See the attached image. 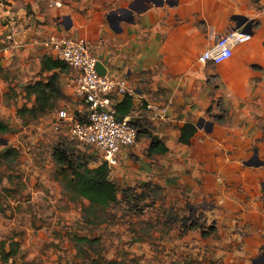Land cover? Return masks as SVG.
<instances>
[{
    "label": "crops",
    "instance_id": "crops-1",
    "mask_svg": "<svg viewBox=\"0 0 264 264\" xmlns=\"http://www.w3.org/2000/svg\"><path fill=\"white\" fill-rule=\"evenodd\" d=\"M55 1L62 5L57 7ZM239 16L252 24L251 40L237 44L232 57L222 63H200L205 49L236 31ZM50 34L85 40L106 69L125 78L133 95H118L116 104L130 96L133 105L128 115L147 124L150 135L169 148L158 155L161 165L205 156L208 178L219 183L233 179L240 184L235 194L254 195L255 205L242 208V220L251 227L248 238L260 251L264 246V202H258L264 195V0H0V113L11 112L7 100L11 89L26 97V85L43 80L41 74L49 77L42 60L56 56L42 40ZM65 80L74 83V75ZM61 87L64 91L67 86L62 82ZM70 90L76 94L74 85ZM148 101L167 106V117L153 119ZM209 109L215 115L222 110L226 116L213 120L207 117ZM187 123L197 126L191 146L179 141ZM139 145L151 157L158 154L150 152L151 137L134 147ZM120 160L127 163L126 151Z\"/></svg>",
    "mask_w": 264,
    "mask_h": 264
},
{
    "label": "rangeland",
    "instance_id": "rangeland-1",
    "mask_svg": "<svg viewBox=\"0 0 264 264\" xmlns=\"http://www.w3.org/2000/svg\"><path fill=\"white\" fill-rule=\"evenodd\" d=\"M58 72L60 85L64 82L69 89L57 93L50 112L37 118L31 112L17 113L25 104L31 107L35 98L11 89V112L0 113L10 128L0 135V242L6 240L7 247L18 242L10 262L253 264L254 257L264 254V246L256 251L248 238L251 227L242 220V208L255 205L254 195L235 194L240 184L233 179L219 183L208 178L205 156L161 165L159 154L151 157L140 145L126 148L127 163L120 160L111 173L118 200L105 207L91 206L67 187L64 166L96 168L105 158L77 140L70 124L61 121V111L79 118L86 107L71 92L74 83L65 80L74 69ZM47 75L41 74L42 79ZM218 111L215 115L209 109L207 117L225 118V112ZM136 125L137 143L150 139L149 126L139 121ZM8 149L9 155L3 156ZM56 152L63 153L67 165L58 163ZM258 202H264V195Z\"/></svg>",
    "mask_w": 264,
    "mask_h": 264
},
{
    "label": "built area",
    "instance_id": "built-area-1",
    "mask_svg": "<svg viewBox=\"0 0 264 264\" xmlns=\"http://www.w3.org/2000/svg\"><path fill=\"white\" fill-rule=\"evenodd\" d=\"M60 7L61 2H54ZM252 35L232 31L219 37L199 56V62L219 64L230 59L237 44L251 40ZM42 45L53 52L57 59L73 68L74 89L86 111L76 117L66 111L60 112L61 121L70 124L72 135L82 143L95 147L103 153L112 168L119 163V156L126 148L134 146L139 138V128L131 115L119 118L115 98L118 95H133L124 77L107 69L98 70L100 61L85 40L50 34ZM146 108L153 119L166 118L167 106L148 101Z\"/></svg>",
    "mask_w": 264,
    "mask_h": 264
},
{
    "label": "trees",
    "instance_id": "trees-1",
    "mask_svg": "<svg viewBox=\"0 0 264 264\" xmlns=\"http://www.w3.org/2000/svg\"><path fill=\"white\" fill-rule=\"evenodd\" d=\"M67 67L61 60L51 55H46L42 60V69L53 73L47 80H38L25 86L26 98L32 99L34 97V103L31 107L27 104L23 105L18 109L17 113L24 115L27 112H31L37 118L50 112L58 98L56 96L57 93L63 91L59 82L58 71L63 72ZM132 105V98L126 96L123 101L116 104L118 115L121 117L128 115L132 111ZM9 130V125L0 120V135ZM196 133L197 126L193 123H187L181 128L179 141L185 145H191L192 138ZM168 151L169 148L159 137L151 136V153L165 154ZM10 152L11 150L8 149L2 155L8 156ZM55 156L59 164H66L63 153L56 152ZM64 169H67L65 173L62 172L67 187L78 196L87 199L91 206L105 207L118 200V186L111 179L112 167L106 161L99 164L96 168H90L84 164L75 166L73 163H69L67 168L64 166ZM6 245V240L0 242L1 261L4 264H16L14 261L10 262V260L11 257L17 254L18 242H11L9 247ZM22 264L29 263L24 262Z\"/></svg>",
    "mask_w": 264,
    "mask_h": 264
},
{
    "label": "water",
    "instance_id": "water-1",
    "mask_svg": "<svg viewBox=\"0 0 264 264\" xmlns=\"http://www.w3.org/2000/svg\"><path fill=\"white\" fill-rule=\"evenodd\" d=\"M247 21H248V19L244 16L237 17L236 31H237V29H240L243 27L242 32L250 34L252 32V24L247 23ZM97 67H98V70L101 74H103V75L106 74L107 69L101 61L98 62ZM119 118H122V117L120 116ZM201 121L203 122V119ZM5 143H6V141H5ZM261 257L264 258V254Z\"/></svg>",
    "mask_w": 264,
    "mask_h": 264
},
{
    "label": "flooded vegetation",
    "instance_id": "flooded-vegetation-1",
    "mask_svg": "<svg viewBox=\"0 0 264 264\" xmlns=\"http://www.w3.org/2000/svg\"><path fill=\"white\" fill-rule=\"evenodd\" d=\"M263 255V254H262ZM261 255V256H262ZM258 257V258H256V260L254 261V263L253 264H264V258H262V257Z\"/></svg>",
    "mask_w": 264,
    "mask_h": 264
}]
</instances>
